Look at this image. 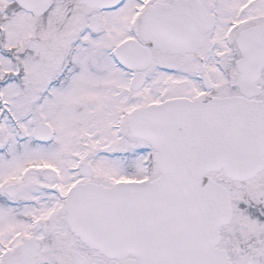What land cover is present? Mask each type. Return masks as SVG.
I'll list each match as a JSON object with an SVG mask.
<instances>
[{
    "label": "snow or ice",
    "instance_id": "1",
    "mask_svg": "<svg viewBox=\"0 0 264 264\" xmlns=\"http://www.w3.org/2000/svg\"><path fill=\"white\" fill-rule=\"evenodd\" d=\"M0 264H264V0H0Z\"/></svg>",
    "mask_w": 264,
    "mask_h": 264
}]
</instances>
